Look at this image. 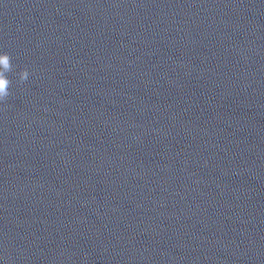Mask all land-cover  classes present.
<instances>
[{"label":"clouds","instance_id":"obj_1","mask_svg":"<svg viewBox=\"0 0 264 264\" xmlns=\"http://www.w3.org/2000/svg\"><path fill=\"white\" fill-rule=\"evenodd\" d=\"M12 71L11 57L8 53H0V102L6 101L10 95L11 81L8 73ZM29 71L27 68L18 73L19 82L23 83L29 78Z\"/></svg>","mask_w":264,"mask_h":264}]
</instances>
